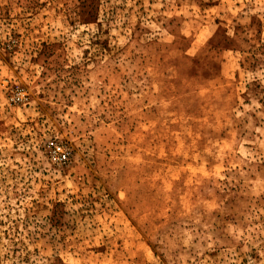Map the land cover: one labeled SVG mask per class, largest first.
<instances>
[{"label":"rangeland","instance_id":"obj_1","mask_svg":"<svg viewBox=\"0 0 264 264\" xmlns=\"http://www.w3.org/2000/svg\"><path fill=\"white\" fill-rule=\"evenodd\" d=\"M0 264H264V0H0Z\"/></svg>","mask_w":264,"mask_h":264},{"label":"built area","instance_id":"obj_2","mask_svg":"<svg viewBox=\"0 0 264 264\" xmlns=\"http://www.w3.org/2000/svg\"><path fill=\"white\" fill-rule=\"evenodd\" d=\"M52 158L57 161H65L68 158V152L60 145H55L52 150Z\"/></svg>","mask_w":264,"mask_h":264}]
</instances>
